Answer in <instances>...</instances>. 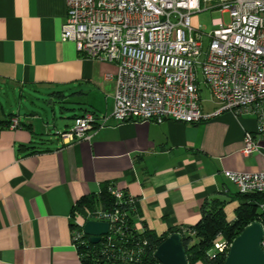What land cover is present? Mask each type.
Returning <instances> with one entry per match:
<instances>
[{
  "label": "crops",
  "instance_id": "0c3cea01",
  "mask_svg": "<svg viewBox=\"0 0 264 264\" xmlns=\"http://www.w3.org/2000/svg\"><path fill=\"white\" fill-rule=\"evenodd\" d=\"M66 21L67 0H0V90L41 91L80 109L43 139L48 122L34 113L22 118L0 99V264H83L72 241L74 207L89 205L81 200L110 184L138 199L140 231L194 226L203 205L218 199L234 221L248 200L225 172H264V140L258 152L243 154L255 117L226 111L206 122L161 124L110 118L90 140L67 144L60 134L75 116L113 112L118 67L84 58L75 42L63 41ZM210 99L201 105L206 114L219 108ZM13 119L21 126L12 129Z\"/></svg>",
  "mask_w": 264,
  "mask_h": 264
},
{
  "label": "built area",
  "instance_id": "2783aa9c",
  "mask_svg": "<svg viewBox=\"0 0 264 264\" xmlns=\"http://www.w3.org/2000/svg\"><path fill=\"white\" fill-rule=\"evenodd\" d=\"M202 1L67 0L62 40L75 42L84 58L118 67L113 112L76 117L60 134L67 144L90 140L110 118L118 124L201 123L229 111L236 118L255 117L256 130L245 133L243 154L259 151L258 138L264 140V0H220L216 7L229 14L230 22L220 18L210 32L194 24ZM202 86L219 104L211 114L201 109ZM20 126L19 119L10 125ZM225 177L242 194H264V172L226 171ZM110 192L112 207L75 205L76 249L90 240L84 228L88 221L109 224L100 240L107 247L123 243L127 211L136 212L138 199L114 185ZM231 245L221 239L215 249L228 254ZM261 245L264 250V238Z\"/></svg>",
  "mask_w": 264,
  "mask_h": 264
},
{
  "label": "trees",
  "instance_id": "16d2710c",
  "mask_svg": "<svg viewBox=\"0 0 264 264\" xmlns=\"http://www.w3.org/2000/svg\"><path fill=\"white\" fill-rule=\"evenodd\" d=\"M76 117L78 116L74 119ZM34 153L36 151H32ZM111 186L113 185H105L99 193L84 198L81 203L114 206ZM239 195L248 201L236 210L234 221L228 222L226 219L225 201L212 200L203 205L202 217L196 225L175 227L162 235L148 228L141 231L137 229V209L136 212L128 210L121 246L107 247L103 242L95 244L88 240L86 244L78 246V253L83 264H161L155 256L157 248L170 235L179 234L186 251L187 264H224L227 253L215 249L217 241L222 239L233 242L254 222H259L264 227V194L239 192Z\"/></svg>",
  "mask_w": 264,
  "mask_h": 264
},
{
  "label": "rangeland",
  "instance_id": "374dc122",
  "mask_svg": "<svg viewBox=\"0 0 264 264\" xmlns=\"http://www.w3.org/2000/svg\"><path fill=\"white\" fill-rule=\"evenodd\" d=\"M219 1L220 0H210L205 4L203 0L202 12L197 13L194 16V24L200 25L202 28H206V30L210 32L215 28L213 25L214 22L220 18H223L226 23H229V14L223 15L219 11V8L216 7ZM205 44H208L207 40L205 41ZM200 97L201 105L210 104L211 95L208 88L205 86H202ZM0 99L6 107H12L17 113L20 111L22 118H26L27 113H34L42 120H45V122H48V134L46 136L42 135L43 139H47L49 136H56V130L62 126V123L67 122L71 124L73 114L80 111L77 106H75V109L73 110L70 109L72 105L59 98L52 97L41 91H31L29 89H25L22 92L20 90L4 88L3 90H0Z\"/></svg>",
  "mask_w": 264,
  "mask_h": 264
},
{
  "label": "water",
  "instance_id": "95a60500",
  "mask_svg": "<svg viewBox=\"0 0 264 264\" xmlns=\"http://www.w3.org/2000/svg\"><path fill=\"white\" fill-rule=\"evenodd\" d=\"M84 228L90 241L97 244L101 236L108 233L109 224L88 221ZM263 238L264 227L261 223L248 225L232 242L224 264H264V250L261 245ZM155 256L161 264H187L181 235H170L157 248Z\"/></svg>",
  "mask_w": 264,
  "mask_h": 264
}]
</instances>
